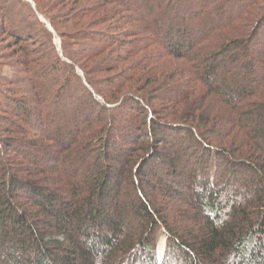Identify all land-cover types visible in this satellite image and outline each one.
<instances>
[{"label": "trees", "instance_id": "1", "mask_svg": "<svg viewBox=\"0 0 264 264\" xmlns=\"http://www.w3.org/2000/svg\"><path fill=\"white\" fill-rule=\"evenodd\" d=\"M10 1L0 264H264V0H87L76 51Z\"/></svg>", "mask_w": 264, "mask_h": 264}, {"label": "rangeland", "instance_id": "2", "mask_svg": "<svg viewBox=\"0 0 264 264\" xmlns=\"http://www.w3.org/2000/svg\"><path fill=\"white\" fill-rule=\"evenodd\" d=\"M9 0H0V4H3L8 2ZM28 1V0H26ZM75 0H29L30 4L33 6V8H36V3H39L41 7L45 10L46 13L50 17H52L56 22L64 23L60 27V31L64 35H68L72 39H67L66 43H68L73 51H76V45H79L80 43V36L83 34L84 31H86L85 23L88 21L94 20L96 21V25L93 27L95 30H99L101 28H104V24H102L100 21L102 20V17L104 16L103 11H99L98 13L92 12L89 13L88 9L91 8L93 5L95 6L96 1H83L77 0L76 3ZM9 5H12L15 9H19V4L15 3V1H10ZM9 9V8H8ZM7 10L0 9V70L2 71V75L4 77H11L13 73L17 74L20 73L21 77H25L26 74L22 73L27 67H28V59H26V56L23 54V51L17 46L16 40L11 37L8 34H5V30L1 29V26L4 25V23L11 20V17L8 16ZM40 20H44L43 22L48 26H51V24L44 18L43 15L39 16ZM98 19V20H97ZM4 20V21H3ZM49 29V27H48ZM50 30V29H49ZM54 32L52 44L48 45L46 37H43L42 31L38 27H34V36L42 40V44L39 46L40 51H44V55L48 52V50L54 48L56 53L59 54V57L62 58L64 61H68L65 58H63L62 55V41L60 37L57 35L55 30L52 28ZM76 38V39H75ZM75 39V40H74ZM46 41V42H45ZM83 43V41H81ZM101 58H95L89 61L86 65L88 69L94 68ZM55 57L52 54L47 53V57L44 60H40L39 64L41 65L44 63L43 61H51L55 63ZM42 62V63H41ZM2 68V69H1ZM81 72V71H80ZM115 73H120L115 72ZM82 74V73H81ZM174 95V94H173ZM171 96V95H170ZM132 105H130V108ZM166 153L172 155V152L165 148L164 150ZM44 165L48 166L50 164H56L55 162H45L43 161ZM156 170H159L158 168ZM167 178V177H166ZM164 179V178H163ZM160 181H156L155 189L159 185ZM158 184V185H157ZM160 190V189H159ZM162 230H160L161 232ZM165 238H163L160 242V256L163 254V251L165 249Z\"/></svg>", "mask_w": 264, "mask_h": 264}, {"label": "water", "instance_id": "3", "mask_svg": "<svg viewBox=\"0 0 264 264\" xmlns=\"http://www.w3.org/2000/svg\"><path fill=\"white\" fill-rule=\"evenodd\" d=\"M28 1H29V0H28ZM43 21H44V20H43ZM48 27H49L50 31L54 32L50 26H48Z\"/></svg>", "mask_w": 264, "mask_h": 264}]
</instances>
